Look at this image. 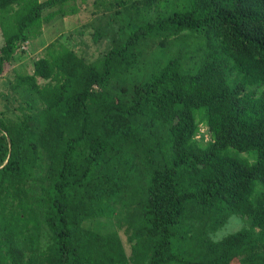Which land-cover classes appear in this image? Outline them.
<instances>
[{
  "label": "trees",
  "instance_id": "trees-1",
  "mask_svg": "<svg viewBox=\"0 0 264 264\" xmlns=\"http://www.w3.org/2000/svg\"><path fill=\"white\" fill-rule=\"evenodd\" d=\"M72 1L0 0V76ZM117 5L103 56L51 43L0 111V264H264V0Z\"/></svg>",
  "mask_w": 264,
  "mask_h": 264
},
{
  "label": "rangeland",
  "instance_id": "rangeland-1",
  "mask_svg": "<svg viewBox=\"0 0 264 264\" xmlns=\"http://www.w3.org/2000/svg\"><path fill=\"white\" fill-rule=\"evenodd\" d=\"M119 1L88 0L83 2L82 0H74L68 5V9L74 8L75 13L65 17H57L44 27L42 35L24 44L21 48L22 50L18 51L14 61L7 65L5 72L0 76V111L7 110L8 115L18 117L16 113L20 112L16 107L21 99L13 89L16 76L21 73H33L34 62L38 58L47 55V48L51 43L69 46L89 61H94L103 56L112 46V33H115L121 26L120 17L130 10L133 12L127 6H119V8L117 5ZM138 5L142 8L144 1ZM118 9L121 10L122 14H118L117 18L112 17L111 15H114ZM153 10L154 7L152 8ZM97 31L103 34L100 39H97L95 36ZM3 43L4 37L0 28V48ZM151 49L153 48L150 47L149 50ZM40 82H43V80L40 79ZM259 88L261 91L264 90V85H261ZM8 106L11 108L10 110H8ZM207 129L206 125H202V131L206 133V139L209 137ZM250 225L251 221L249 218L235 214L213 237L221 239L242 228L250 227ZM112 227L114 228L115 226L111 225ZM120 234L126 250L130 254L131 244L128 241L125 230L121 229Z\"/></svg>",
  "mask_w": 264,
  "mask_h": 264
}]
</instances>
